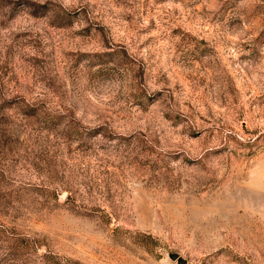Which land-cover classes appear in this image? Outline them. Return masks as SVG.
Masks as SVG:
<instances>
[{"label": "rangeland", "instance_id": "obj_1", "mask_svg": "<svg viewBox=\"0 0 264 264\" xmlns=\"http://www.w3.org/2000/svg\"><path fill=\"white\" fill-rule=\"evenodd\" d=\"M264 264V0H0V264Z\"/></svg>", "mask_w": 264, "mask_h": 264}, {"label": "water", "instance_id": "obj_2", "mask_svg": "<svg viewBox=\"0 0 264 264\" xmlns=\"http://www.w3.org/2000/svg\"><path fill=\"white\" fill-rule=\"evenodd\" d=\"M182 264H186L184 260H182Z\"/></svg>", "mask_w": 264, "mask_h": 264}]
</instances>
